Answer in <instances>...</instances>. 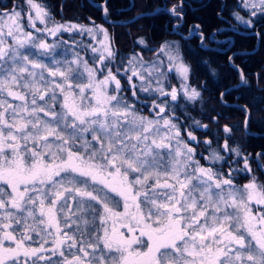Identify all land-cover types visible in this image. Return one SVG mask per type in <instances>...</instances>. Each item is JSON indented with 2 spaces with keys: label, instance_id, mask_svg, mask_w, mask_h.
I'll use <instances>...</instances> for the list:
<instances>
[{
  "label": "snow or ice",
  "instance_id": "obj_1",
  "mask_svg": "<svg viewBox=\"0 0 264 264\" xmlns=\"http://www.w3.org/2000/svg\"><path fill=\"white\" fill-rule=\"evenodd\" d=\"M3 8L0 264H264V181L247 158L223 171L240 157L227 140V158L210 140L207 164L197 158L201 142L173 113L200 92L174 45L161 47L166 60L118 57L94 21L57 23L44 0ZM236 9L245 25L264 20V0Z\"/></svg>",
  "mask_w": 264,
  "mask_h": 264
},
{
  "label": "trees",
  "instance_id": "obj_2",
  "mask_svg": "<svg viewBox=\"0 0 264 264\" xmlns=\"http://www.w3.org/2000/svg\"><path fill=\"white\" fill-rule=\"evenodd\" d=\"M52 3L56 12L63 9L66 20H85L89 17L97 22H102V12L92 6L88 9L80 7V0H65V5L59 6L60 0H44ZM57 1V2H56ZM106 2L108 17L121 21H129L140 13H151L158 6H177L182 2L200 4L202 7L192 14L193 21H197L209 32L216 31L226 25V21L220 20L218 13L221 7L224 8L222 15L230 17L232 5L235 0H98ZM235 1V2H234ZM179 9L183 7L179 6ZM89 15H86L88 13ZM89 16V17H88ZM169 15L165 12H157L155 15H147L136 18L133 23L127 26H109L113 32V44L117 54H129L130 52L141 51L145 54H154L156 49L166 39L170 38L165 25ZM264 21V20H262ZM170 26V24H169ZM261 40L257 42V36L240 37L234 35L233 50L252 51L253 54H236L231 57V51L220 53L215 50H203L197 45H191L184 41L181 44V55L183 60L190 67V82L200 89L205 99L204 106L197 108L198 115L205 120L206 133L198 131L212 146L221 148L227 140L229 147H238L245 154L250 156L251 164L255 168L259 180L264 181L263 174L259 171L256 162V154H259V161L264 168V30L260 31ZM232 35V32L224 31L221 37ZM144 38L150 48H141L137 41ZM181 40L175 37V40ZM231 41L221 47H227ZM230 59V60H229ZM231 64H236L232 66ZM242 71L247 83L241 84L240 71ZM225 92L220 98L221 93ZM226 102L236 103L227 105ZM204 110V111H203ZM200 111V112H199ZM249 112L246 129L244 122ZM202 119V120H203ZM203 120V121H204ZM225 127L231 129L230 135L224 137ZM200 128V127H199ZM203 134V135H202ZM202 148L207 146L202 143ZM206 152V151H204ZM241 183L248 181V177H241Z\"/></svg>",
  "mask_w": 264,
  "mask_h": 264
},
{
  "label": "flooded vegetation",
  "instance_id": "obj_3",
  "mask_svg": "<svg viewBox=\"0 0 264 264\" xmlns=\"http://www.w3.org/2000/svg\"><path fill=\"white\" fill-rule=\"evenodd\" d=\"M235 1H234L235 4H231L233 7H232V11L230 13V17H225L224 15H222V13L224 12L223 7H221V11L218 13V17L220 18V20L222 19V20L226 21V25H224L222 28H219L216 31H211V32L206 30L197 21H193L194 19L192 18V14L197 12V10L199 11V9L202 7V5H200V4L194 5L190 1L189 2H182V4H179L177 6H171L169 8L166 7L165 5L158 6L154 10L155 12L153 15H155L157 12H165L169 15V18H168L167 23L165 25L166 31L169 33L170 39L175 40V37H179L181 39L180 40L181 44H183L182 42L187 41V42H190L191 45H197L203 50H215V51L220 52V53H226L230 50L231 51V57L233 55L235 56L236 54H242V55L253 54L254 50L249 51V52L233 50L234 41H235L234 35H238L240 37L257 36V42L260 43V40H261L260 31L264 30V21L255 18L256 22L254 23L253 27H248V28L241 27L239 25V23L237 22L235 16L233 15V12L235 10H238V9H236V5L238 3V0H235ZM44 3L47 5L48 9L50 10L52 15L54 16L57 23H64L65 22V23H76V24L90 25L91 22L94 21L96 25H102L105 27H107L106 25H109L112 27L129 25V24L125 25V24H112V23H110V22L125 23L128 21H121L118 19L109 18L108 17V13H109L108 10H107V15H105V18H106L105 19L104 18V12L102 11V8L106 7V2H99L98 0H80V7L82 9H88L87 5H89V6H92L94 9H96L97 11L101 10L102 22H97V20H95L94 18L89 17L90 16L89 10H88V13L86 15H89L88 17L91 19L87 18L85 20V18L84 19L77 18L76 20H73V21L72 20H66L63 18L64 12H63L62 8L59 12H56L55 8L52 6V3H48L46 1H44ZM86 3H87V5H86ZM4 5H7L9 8H11L14 5H24V0H0V10H6L3 8ZM62 5H65V0L59 1V6L62 7ZM179 6L183 7V9H181V11L179 9ZM173 7H176L177 12H182V16H177V15L173 14V12H172ZM238 11L240 12L241 16H245V18H247L245 13L243 12V10H238ZM132 19H134V18H132ZM131 20H129V21H131ZM169 24H170V26H169ZM224 31H228V32L230 31V32H232V35H227V36L221 37V33H223ZM183 36L186 38H183ZM64 37H65V35H64ZM51 39L52 38L49 37L50 42H51ZM228 41H231V42L229 45H227V47H221L222 45H224ZM124 55H127V54H120V57H122ZM231 65L238 67V66H236V64L235 65L231 64ZM122 86L124 88L129 89L125 93V95L128 96L130 101L133 100L134 98L131 96L130 86L124 80H122ZM238 87H240V86H238ZM231 88L232 87L224 90L221 93L220 98H222L223 94L225 92L229 91ZM138 95L140 97L139 105H143L142 103L150 101V99L146 100V98L144 97V95L142 93H138ZM175 103H178L179 107H175V111L173 113L174 119L181 125L182 129L185 132L186 131H192L193 135H195L197 137L198 141L201 142L199 145L196 146L197 150L199 152L206 151V149L202 148L201 145H202L203 141L207 140V138H205L201 135H198L197 132L204 130L203 132L206 133L207 129L202 128L203 130H199L200 129L199 126H196L193 130H191L189 119H188V117H186V114H185L187 111L190 110V106L187 103H185L184 101L180 102L179 99ZM225 104L236 105V103H229V102H226ZM145 111H146V113L148 112L147 109H145ZM184 138L186 140L188 139L186 135ZM230 167H231L230 164L227 163L226 165L223 166V171L226 170L228 172ZM233 177H234V181L237 179L241 180V175H239L237 173L233 174Z\"/></svg>",
  "mask_w": 264,
  "mask_h": 264
},
{
  "label": "rangeland",
  "instance_id": "obj_4",
  "mask_svg": "<svg viewBox=\"0 0 264 264\" xmlns=\"http://www.w3.org/2000/svg\"><path fill=\"white\" fill-rule=\"evenodd\" d=\"M244 12V11H243ZM245 13V12H244ZM256 19H259L258 17L256 18ZM237 20V19H236ZM237 22L239 23V25L241 26V27H244V28H248V27H253V25H245L244 23H242L241 21H239V20H237ZM65 23V22H64ZM102 26V25H101ZM104 28H106L107 30H108V32H109V35H110V41H111V45H112V47L115 49V51H116V47H115V45L113 44V42H114V40H113V32H112V29H108L107 27H105V26H103ZM65 35V39L66 40H68V42L69 43H71V40L69 39V34L68 33H65L64 34ZM73 36H75V38H76V40L77 41H79V40H81L82 38L81 37H79V36H76V34L75 33H73L72 34ZM83 40L85 41V42H89V40H88V38L85 36V37H83ZM143 41V43H138L139 41ZM92 43H95V41H91ZM137 43H138V45L139 46H141V48L143 47V48H149L148 47V45H147V42H146V40L144 39V38H140V39H138V41H137ZM165 44H168V45H174L175 47H176V49H178L179 50V52H180V55H181V42L179 41V40H174V39H166L161 45H159V47L156 49V53H154V54H152V53H150V54H145L144 52H141V51H134V52H130L129 54H127V55H124V56H122V57H124V58H127V57H130V56H132L133 54H135V55H138L139 57H141L145 62H152V61H154V60H156L157 58H158V56L159 57H162V58H164L165 60H166V57H163V54L162 53H160V49H161V47L162 46H164ZM150 49V48H149ZM117 52V51H116ZM82 55H83V53H82ZM182 56V55H181ZM118 57H120V54L118 55ZM185 62V61H184ZM117 63H119V60L117 61ZM186 63V62H185ZM187 64V63H186ZM170 75V77H173L174 76V74L173 73H170L169 74ZM190 75H191V71H190ZM189 83H190V85H191V87L192 88H195L197 91H199L200 92V98L199 99H197L196 101H188V100H186V99H179V101L180 102H182V101H184L185 103H187L189 106H190V110L189 111H187L185 114H186V117H188V119H189V123H190V127H191V130H193L196 126H198L195 122L196 121H198L199 122V127H200V129L199 130H202V128L203 129H205V127H203V125H206L205 124V120L203 119V118H201V116H199L198 114V109L197 108H200V107H202V106H204V104H205V99H203L202 97H203V94H202V91L200 90V89H198V88H196L195 86H193L192 84H191V82H190V76H189V81H188ZM135 83H139V81H135ZM170 83H171V85L172 86H175V87H177V88H179V86H180V80H179V78L177 77V78H172L171 80H170ZM143 95H144V97H145V94L144 93H142ZM150 101H147V102H145V103H142L143 105H144V108H143V111H144V114L145 115H147L148 114V112L146 113V111H145V109H147L148 110V107H147V104L149 103ZM204 111V110H203ZM200 112V111H199ZM248 114V113H247ZM204 121H203V120ZM225 129V128H224ZM223 135H224V137H227V136H229L230 135V133H226L224 130H223ZM197 141H198V139H197ZM197 145H199V144H196V142H192L191 143V146H193V147H195L196 148V152H197V158H200V160H201V163L202 164H207V161L205 160V159H203V158H201V156H207L208 155V151H207V148H206V152L204 153V152H199L198 150H197ZM211 147L213 148V149H217L216 147H214V146H212L211 145ZM222 148H223V145L221 146V148H219L220 150H221V155H223L225 158H227L228 157V155H229V153H227V152H223L222 151ZM230 148H237V149H239L238 147H230ZM239 151H240V157H237L235 154H232V159L230 160V161H228V163L230 164V168L231 169H242L243 168V163H242V159L243 158H247V160H248V162H249V166L251 167V169H252V173L251 174H254L257 178H258V175L256 174V172H255V168H254V166L251 164V161H250V156L248 155V154H245L243 151H241L240 149H239ZM225 173L227 172L226 170L224 171ZM239 174V175H241V177L243 176V178L246 176V177H248V178H250V175L251 174H249V173H245V172H239V171H234L233 172V174ZM242 179V178H241ZM259 179V178H258ZM248 181H245L244 183H247ZM235 183L236 184H238V185H243L244 183H241V180H235Z\"/></svg>",
  "mask_w": 264,
  "mask_h": 264
},
{
  "label": "water",
  "instance_id": "obj_5",
  "mask_svg": "<svg viewBox=\"0 0 264 264\" xmlns=\"http://www.w3.org/2000/svg\"><path fill=\"white\" fill-rule=\"evenodd\" d=\"M154 12L155 11H153V12H151V13H140V14H138L137 16H135L134 17V19H132L131 21H128V22H125V23H122V22H110V23H112V24H130V23H132L136 18H138V17H142V16H147V15H153L154 14ZM104 18H105V14H104ZM106 19V18H105ZM181 35V34H180ZM182 36V35H181ZM183 38H186V37H184L183 36ZM245 53V52H244ZM244 76V75H243ZM243 83L241 82V84H239L238 86H241ZM248 118H249V112H248V114H247V117H246V119H245V122H244V127H245V129H246V126H247V121H248ZM256 162H257V167H258V169L260 170V172L263 174V176H264V168H263V166L261 165V163H260V161H259V154H256Z\"/></svg>",
  "mask_w": 264,
  "mask_h": 264
}]
</instances>
